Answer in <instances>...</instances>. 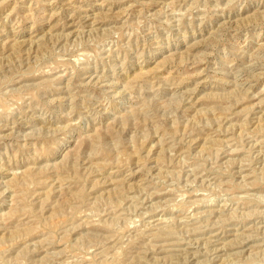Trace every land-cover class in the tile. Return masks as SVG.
<instances>
[{
	"label": "rangeland",
	"instance_id": "1",
	"mask_svg": "<svg viewBox=\"0 0 264 264\" xmlns=\"http://www.w3.org/2000/svg\"><path fill=\"white\" fill-rule=\"evenodd\" d=\"M0 264H264V0H0Z\"/></svg>",
	"mask_w": 264,
	"mask_h": 264
},
{
	"label": "bare ground",
	"instance_id": "2",
	"mask_svg": "<svg viewBox=\"0 0 264 264\" xmlns=\"http://www.w3.org/2000/svg\"><path fill=\"white\" fill-rule=\"evenodd\" d=\"M243 72V71H242ZM192 187V186H191ZM148 201V200H147ZM198 204V203H197ZM203 204V203H202ZM199 205V204H198ZM179 220V219H178ZM211 230V229H210ZM204 232V231H203ZM179 237V236H178ZM198 249V248H197ZM176 251V250H175ZM220 252V251H219ZM228 255V254H227ZM223 256V255H222Z\"/></svg>",
	"mask_w": 264,
	"mask_h": 264
}]
</instances>
